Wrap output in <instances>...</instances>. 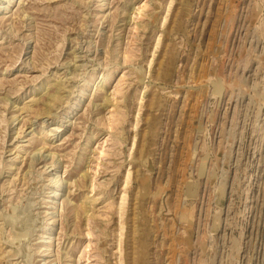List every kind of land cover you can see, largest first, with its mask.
I'll use <instances>...</instances> for the list:
<instances>
[{
    "label": "rangeland",
    "instance_id": "374dc122",
    "mask_svg": "<svg viewBox=\"0 0 264 264\" xmlns=\"http://www.w3.org/2000/svg\"><path fill=\"white\" fill-rule=\"evenodd\" d=\"M0 264H264V0H0Z\"/></svg>",
    "mask_w": 264,
    "mask_h": 264
},
{
    "label": "bare ground",
    "instance_id": "6f19581e",
    "mask_svg": "<svg viewBox=\"0 0 264 264\" xmlns=\"http://www.w3.org/2000/svg\"><path fill=\"white\" fill-rule=\"evenodd\" d=\"M49 95H50V94H49ZM50 96H51V95H50ZM50 96H49V97H50ZM33 159H34V158H33ZM59 185H60V184H59ZM91 192H92V191H91ZM93 201H94V200H93ZM83 205H84V204H83ZM81 206H82V205H81ZM83 207H84V206H83ZM81 208H82V207H81ZM82 211H83V210H82ZM87 211H88V210H87ZM86 215H87V212H86ZM86 215H85V216H86ZM86 219H87V218H86Z\"/></svg>",
    "mask_w": 264,
    "mask_h": 264
}]
</instances>
